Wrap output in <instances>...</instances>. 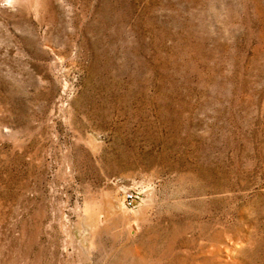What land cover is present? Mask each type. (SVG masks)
I'll return each mask as SVG.
<instances>
[{
    "label": "rangeland",
    "instance_id": "obj_1",
    "mask_svg": "<svg viewBox=\"0 0 264 264\" xmlns=\"http://www.w3.org/2000/svg\"><path fill=\"white\" fill-rule=\"evenodd\" d=\"M0 264H264V0H0Z\"/></svg>",
    "mask_w": 264,
    "mask_h": 264
},
{
    "label": "built area",
    "instance_id": "obj_2",
    "mask_svg": "<svg viewBox=\"0 0 264 264\" xmlns=\"http://www.w3.org/2000/svg\"><path fill=\"white\" fill-rule=\"evenodd\" d=\"M140 197H139V193L135 190H127L125 192V205L127 207H134L137 202L139 201Z\"/></svg>",
    "mask_w": 264,
    "mask_h": 264
}]
</instances>
